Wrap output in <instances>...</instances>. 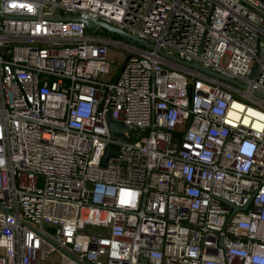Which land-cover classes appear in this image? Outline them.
Here are the masks:
<instances>
[{"label":"built area","instance_id":"obj_1","mask_svg":"<svg viewBox=\"0 0 264 264\" xmlns=\"http://www.w3.org/2000/svg\"><path fill=\"white\" fill-rule=\"evenodd\" d=\"M253 92L264 0H0V264H264Z\"/></svg>","mask_w":264,"mask_h":264},{"label":"water","instance_id":"obj_2","mask_svg":"<svg viewBox=\"0 0 264 264\" xmlns=\"http://www.w3.org/2000/svg\"><path fill=\"white\" fill-rule=\"evenodd\" d=\"M56 17L58 18L59 16L56 14ZM63 18L64 19L82 21L86 25L87 28H93L95 26H100V27L108 30L109 32H114V33L119 34L123 39L130 41L131 44L141 45V46H143L145 48H149V49H153L154 48V45L151 42H148L147 40L139 38L137 34L128 33V32H126V31H124V30H122L120 28H117V27H114V26H112L110 24H107V23H104L102 21H99L96 18L91 17L89 15H84L82 17L64 16ZM159 53L161 55H163L164 57H168V55L165 52L161 51V50L159 51ZM171 59L174 60L175 62L180 63L184 67L191 68V69H193L195 71H199V72H201V73H203L205 75H209V76L217 78L219 80H222V81H225V82H229V83H232L234 85L246 88L245 84H242V83H240L239 81H237V80H235L233 78H229V77L224 76L222 74L216 73V72H214V71H212V70H210L208 68H205V67L201 66L197 61L188 62V61L181 60V59H179L177 57H171ZM116 78H117V76H115L114 81L116 80ZM253 93H254V95L256 97L264 99V95L263 94L258 93V92H253ZM107 122H108V128H109L110 134L112 135L113 138L120 139V140H126L127 139L125 137V135H124V131L126 130V127L121 121L114 120V119L111 118L110 114H107ZM118 152H119V146L118 145L112 144V143L108 144L106 146L104 154H103V156L101 158V165L105 166L108 158L112 157V156H118ZM253 195H254V193H252V195L249 197V199L244 204V206H242L240 208L235 206V205H232L228 201H224V200L223 201H224L225 204L230 205L233 208L234 211L238 210V209L245 210L247 208V206L249 205ZM53 244L55 246H57L55 243H53ZM60 249L63 252H65L68 255H70L71 257H73L76 260H78L73 254L67 252L66 250H64L62 248H60ZM79 262L81 264H84L81 261H79Z\"/></svg>","mask_w":264,"mask_h":264},{"label":"rangeland","instance_id":"obj_3","mask_svg":"<svg viewBox=\"0 0 264 264\" xmlns=\"http://www.w3.org/2000/svg\"><path fill=\"white\" fill-rule=\"evenodd\" d=\"M88 31L90 32V33H94V31H93V29H88ZM101 34L102 35H104V36H107V37H113V38H120V39H122L123 40V38L122 37H118V36H116V35H114V33L113 32H109V31H107V30H103L102 32H101ZM224 62L226 61V59H224L223 60ZM115 63H112L110 66V75L112 74V73H114V71L116 70V67H115Z\"/></svg>","mask_w":264,"mask_h":264},{"label":"bare ground","instance_id":"obj_4","mask_svg":"<svg viewBox=\"0 0 264 264\" xmlns=\"http://www.w3.org/2000/svg\"><path fill=\"white\" fill-rule=\"evenodd\" d=\"M250 107V109H252V110H254V111H251L254 115H258V114H256L255 113V111H257V112H260L261 113V111H259V110H256L254 107H251V106H249Z\"/></svg>","mask_w":264,"mask_h":264}]
</instances>
